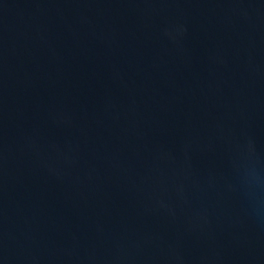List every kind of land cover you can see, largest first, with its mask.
Segmentation results:
<instances>
[{
  "label": "water",
  "instance_id": "95a60500",
  "mask_svg": "<svg viewBox=\"0 0 264 264\" xmlns=\"http://www.w3.org/2000/svg\"><path fill=\"white\" fill-rule=\"evenodd\" d=\"M0 264H264V0H0Z\"/></svg>",
  "mask_w": 264,
  "mask_h": 264
}]
</instances>
